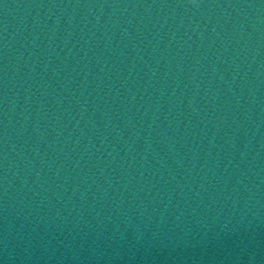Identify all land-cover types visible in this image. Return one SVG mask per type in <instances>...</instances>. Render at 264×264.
I'll list each match as a JSON object with an SVG mask.
<instances>
[{"label":"water","instance_id":"1","mask_svg":"<svg viewBox=\"0 0 264 264\" xmlns=\"http://www.w3.org/2000/svg\"><path fill=\"white\" fill-rule=\"evenodd\" d=\"M0 264H264V0H0Z\"/></svg>","mask_w":264,"mask_h":264}]
</instances>
